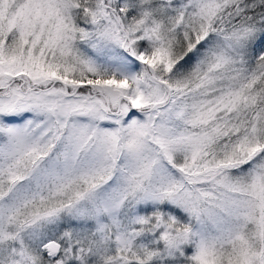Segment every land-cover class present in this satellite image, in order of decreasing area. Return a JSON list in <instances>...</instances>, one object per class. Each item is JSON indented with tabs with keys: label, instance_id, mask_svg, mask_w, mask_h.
<instances>
[{
	"label": "snow or ice",
	"instance_id": "1",
	"mask_svg": "<svg viewBox=\"0 0 264 264\" xmlns=\"http://www.w3.org/2000/svg\"><path fill=\"white\" fill-rule=\"evenodd\" d=\"M0 264H264V0H0Z\"/></svg>",
	"mask_w": 264,
	"mask_h": 264
}]
</instances>
